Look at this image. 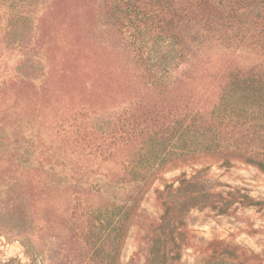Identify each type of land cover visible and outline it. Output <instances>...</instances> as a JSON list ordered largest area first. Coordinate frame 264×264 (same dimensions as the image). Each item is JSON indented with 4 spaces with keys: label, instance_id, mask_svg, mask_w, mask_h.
Here are the masks:
<instances>
[{
    "label": "rangeland",
    "instance_id": "374dc122",
    "mask_svg": "<svg viewBox=\"0 0 264 264\" xmlns=\"http://www.w3.org/2000/svg\"><path fill=\"white\" fill-rule=\"evenodd\" d=\"M262 26L264 0H0V264H264V99L231 87Z\"/></svg>",
    "mask_w": 264,
    "mask_h": 264
},
{
    "label": "trees",
    "instance_id": "16d2710c",
    "mask_svg": "<svg viewBox=\"0 0 264 264\" xmlns=\"http://www.w3.org/2000/svg\"><path fill=\"white\" fill-rule=\"evenodd\" d=\"M262 29H264V26H262ZM231 87L234 90H236V92L240 95V98L247 97L248 99H251V102H253L256 99H259V100L264 99V79H262L259 76H255L253 73L243 78V80H239V79L236 80V76L234 75L233 82L231 83ZM235 107L236 106L232 107L234 111H235ZM251 108H253V105L249 109ZM227 109L228 108L226 107L225 111ZM244 109H247V108H244ZM232 111L233 110L231 109V113L229 114V116L235 117L237 123H242L245 119L248 120L247 115L243 113H239V115H236V114H233ZM251 122H252V129L256 131V133L260 131V134L259 133L258 135L254 134V136L257 135L256 138L261 139L262 141L264 138V128L262 124L258 121L253 122L252 119H251ZM248 159H250L252 163L258 165L259 167L264 168V154L263 153L259 154L257 152H254V153L251 152V154L248 155Z\"/></svg>",
    "mask_w": 264,
    "mask_h": 264
}]
</instances>
